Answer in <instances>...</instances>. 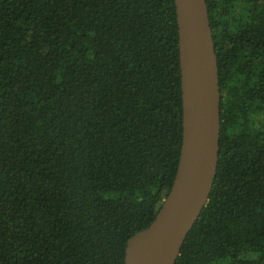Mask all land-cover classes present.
I'll list each match as a JSON object with an SVG mask.
<instances>
[{
    "label": "trees",
    "instance_id": "16d2710c",
    "mask_svg": "<svg viewBox=\"0 0 264 264\" xmlns=\"http://www.w3.org/2000/svg\"><path fill=\"white\" fill-rule=\"evenodd\" d=\"M216 174L174 264H264V0H206ZM174 0H0V264H124L177 170Z\"/></svg>",
    "mask_w": 264,
    "mask_h": 264
},
{
    "label": "water",
    "instance_id": "95a60500",
    "mask_svg": "<svg viewBox=\"0 0 264 264\" xmlns=\"http://www.w3.org/2000/svg\"><path fill=\"white\" fill-rule=\"evenodd\" d=\"M182 143L173 183L154 220L128 238L124 264H174L216 174L220 89L206 0H174Z\"/></svg>",
    "mask_w": 264,
    "mask_h": 264
}]
</instances>
